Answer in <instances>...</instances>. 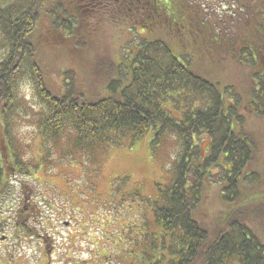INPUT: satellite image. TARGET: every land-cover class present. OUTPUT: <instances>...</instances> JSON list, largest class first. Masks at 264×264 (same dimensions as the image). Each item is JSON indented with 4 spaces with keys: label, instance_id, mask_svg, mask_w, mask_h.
I'll return each mask as SVG.
<instances>
[{
    "label": "trees",
    "instance_id": "1",
    "mask_svg": "<svg viewBox=\"0 0 264 264\" xmlns=\"http://www.w3.org/2000/svg\"><path fill=\"white\" fill-rule=\"evenodd\" d=\"M233 2L234 11L225 16L207 13L194 0H25L22 7L0 10L5 14L0 18V31L7 41L6 55L0 61V163H4L0 165V186L7 185L10 192L11 179L31 175L34 168L16 154L7 132L15 86L28 63L33 89L44 106L37 122L43 143L66 137L75 153H89L104 145H117L126 135L136 141L149 131L150 146L168 133L179 139L180 154L172 177L166 181L168 187L159 205L153 208L154 221L169 241L167 264H264V244L241 220L239 208L212 231L198 213L205 180L212 182L218 174L223 199L243 204L245 186L258 178L254 170L258 145L254 134L244 128V112L264 121V0ZM170 9L186 16L201 60L230 59L249 69L252 85L248 98L243 100L234 85H223L194 70L188 55L179 53V60L172 54L170 40L177 38L162 30ZM111 12L123 14L118 19L128 20L153 37L141 33L136 49L124 57L115 75L104 68L103 76L95 73L86 87L79 82L84 76L72 62L69 67L67 62L51 65L39 57L33 33L37 26L45 27L46 37L52 33L51 27L56 30L52 35L77 52L74 62L78 63L83 45L88 43L85 20ZM101 66L106 64L101 62ZM57 76H62L58 83ZM223 88L231 93L228 99L221 94ZM204 137L207 146L201 148ZM34 166L38 167L37 161ZM34 210H25L26 218L38 213ZM30 230L26 228V233Z\"/></svg>",
    "mask_w": 264,
    "mask_h": 264
},
{
    "label": "rangeland",
    "instance_id": "2",
    "mask_svg": "<svg viewBox=\"0 0 264 264\" xmlns=\"http://www.w3.org/2000/svg\"><path fill=\"white\" fill-rule=\"evenodd\" d=\"M24 1L0 0V10L22 7ZM194 1L207 13L212 11L218 16L230 14L235 9L233 0ZM167 13L169 21L163 23L162 30L177 38L170 40L172 54L179 60H182L179 53L188 55L186 59L192 60L194 70L223 85H234L243 100L248 98V88L252 85L249 69L230 59L221 62L201 60L186 16L171 9ZM4 16L0 11V18ZM122 16H114L111 12L107 16L93 14L87 17L84 36L88 43L83 45L85 50L78 63L74 62L77 52L69 50L66 41L52 35L57 33L56 30L51 27L52 33L46 37L45 27L39 25L33 32L39 57L51 65L67 62L69 67L72 62L73 68L84 76L79 82L82 80L86 87L87 79L96 74L102 77L104 68L112 71L113 76L124 57L136 49L140 37L153 39L148 32L142 33L130 25L128 20L118 19ZM114 17L117 19L111 20ZM98 23L102 26H97ZM6 51L7 41L0 31V61ZM101 62L106 66L102 67ZM24 64L23 75L15 86L16 98L8 113L7 132L16 154L34 168H31V175H17L11 179L6 200H0V217L9 222L5 231L9 238L5 248L0 249V264H84L85 260H96L99 264H167L169 241L166 232L154 221L153 208L159 205L168 187L166 181L172 177L180 154L179 139L168 133L157 145L150 146L152 133L149 131L136 141L126 135L117 145H104L89 153H75L66 137L56 143L53 140L43 143L37 122L44 106L33 89L28 63ZM59 79L57 76L54 80L58 83ZM64 82L68 86L69 80ZM49 88L54 92L51 86ZM222 90V96L228 99L231 93ZM244 113V128L254 134L258 145L254 164L257 181L250 187L245 186L246 193L241 196L243 204L240 201L230 204L223 199L225 191L217 182L220 180L218 174L212 182L205 180L198 213L212 231L223 226L228 214L239 208L241 220L264 244V121ZM207 142L208 138L204 137L199 142L201 148L206 147ZM35 161L38 167L34 166ZM212 173L217 172L212 170ZM22 185L28 193H23ZM28 208L40 213L38 217L34 214L32 218H26ZM28 227L31 230L26 233ZM39 234L48 238L46 245L39 241Z\"/></svg>",
    "mask_w": 264,
    "mask_h": 264
},
{
    "label": "flooded vegetation",
    "instance_id": "3",
    "mask_svg": "<svg viewBox=\"0 0 264 264\" xmlns=\"http://www.w3.org/2000/svg\"><path fill=\"white\" fill-rule=\"evenodd\" d=\"M8 192H9V188L7 185L6 186H0V200L5 201L6 200L5 196H6V193H8ZM22 197H23V194H22ZM22 197H21V199H22ZM8 227H9V222L6 221L5 218L0 217V249H2L3 247L5 248V246H6L5 244L8 241L9 234H7V232H5L6 228H8ZM32 237L33 236H30V238H32ZM38 239L40 242L44 241V245L48 241V238L44 237L42 234H39ZM40 248H41V245H40ZM97 255L98 254H94L93 256H97ZM6 264H9V262H7ZM84 264H99V263L96 260H92V261L85 260Z\"/></svg>",
    "mask_w": 264,
    "mask_h": 264
}]
</instances>
